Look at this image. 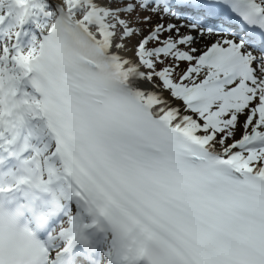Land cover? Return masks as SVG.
<instances>
[{
  "label": "snow or ice",
  "instance_id": "obj_1",
  "mask_svg": "<svg viewBox=\"0 0 264 264\" xmlns=\"http://www.w3.org/2000/svg\"><path fill=\"white\" fill-rule=\"evenodd\" d=\"M0 264H264V0H0Z\"/></svg>",
  "mask_w": 264,
  "mask_h": 264
}]
</instances>
